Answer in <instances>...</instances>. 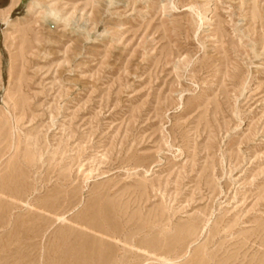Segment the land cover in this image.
Masks as SVG:
<instances>
[{
    "label": "rangeland",
    "instance_id": "1",
    "mask_svg": "<svg viewBox=\"0 0 264 264\" xmlns=\"http://www.w3.org/2000/svg\"><path fill=\"white\" fill-rule=\"evenodd\" d=\"M15 1L0 264H264V0Z\"/></svg>",
    "mask_w": 264,
    "mask_h": 264
},
{
    "label": "bare ground",
    "instance_id": "2",
    "mask_svg": "<svg viewBox=\"0 0 264 264\" xmlns=\"http://www.w3.org/2000/svg\"><path fill=\"white\" fill-rule=\"evenodd\" d=\"M15 5H16V1L12 0V4L8 7V9H4V10H10ZM47 17H52V12H49Z\"/></svg>",
    "mask_w": 264,
    "mask_h": 264
},
{
    "label": "trees",
    "instance_id": "3",
    "mask_svg": "<svg viewBox=\"0 0 264 264\" xmlns=\"http://www.w3.org/2000/svg\"><path fill=\"white\" fill-rule=\"evenodd\" d=\"M6 8V7H5Z\"/></svg>",
    "mask_w": 264,
    "mask_h": 264
}]
</instances>
